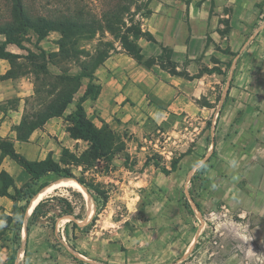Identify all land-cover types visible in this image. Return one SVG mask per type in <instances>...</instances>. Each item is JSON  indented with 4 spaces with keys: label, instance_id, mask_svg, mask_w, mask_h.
Listing matches in <instances>:
<instances>
[{
    "label": "rangeland",
    "instance_id": "1",
    "mask_svg": "<svg viewBox=\"0 0 264 264\" xmlns=\"http://www.w3.org/2000/svg\"><path fill=\"white\" fill-rule=\"evenodd\" d=\"M166 1L171 19L160 21L156 28L170 38H157L151 32V15L164 0H22L31 18L90 23L117 14L126 25L118 26L122 34L140 22L143 32L154 39L145 36L137 42L147 68L157 66L191 79L216 70L219 82L207 88L198 104L214 107L221 102L215 115L214 110H206L197 116L167 115L158 122L150 110L125 122L107 112L102 118L89 100L88 117L98 128L109 120L126 138V151L109 168L102 163L88 170L72 168L77 188L54 186L60 178L47 177L51 185L32 201L59 189L60 196L79 205V198L66 189L82 193L85 207L76 209V215L83 217L76 220L82 228L72 225L73 217H63L53 230L44 219L32 227L28 241L26 230L21 241H15V221L2 219L0 237L8 251L0 264H264V0ZM203 2L206 21L199 16ZM185 6L190 17L182 23L176 10ZM12 7L11 0H0V25L11 21ZM131 18L134 22L128 21ZM60 38L53 32L36 45L30 34L25 47L33 56L17 50L21 58L14 62L12 73L28 78L35 89L28 101V122L64 94H74L67 112L75 110L90 81L62 77L92 74L95 91L101 86L96 79L98 63L112 52L129 56L121 39L105 27L81 33L62 51ZM148 98L150 104L164 108ZM124 104L122 113L133 115L135 102L127 98ZM67 135L64 147L81 155L87 144ZM57 151L53 159L60 161ZM126 154L130 169L124 163ZM153 155L168 170L183 158L175 172L165 174L154 166L145 167ZM79 179L108 195L106 209L94 225L97 206ZM89 200L94 210L86 222ZM4 214L15 217L12 212ZM27 221L28 214L24 225Z\"/></svg>",
    "mask_w": 264,
    "mask_h": 264
},
{
    "label": "trees",
    "instance_id": "2",
    "mask_svg": "<svg viewBox=\"0 0 264 264\" xmlns=\"http://www.w3.org/2000/svg\"><path fill=\"white\" fill-rule=\"evenodd\" d=\"M13 7L11 13V21L4 25H0V37L4 38V41L0 43V58L8 60L12 66L8 76H14L12 73L13 64L15 61L21 58L20 55L14 54L7 50L8 45H14L20 50H28L29 55L33 56L31 50L26 49L25 42H28L30 34L36 37V45L45 40L51 33H60L61 38L59 40V46L61 51L66 48L69 43L75 41V39L83 32H88L91 29H100L105 27L108 31L120 38L127 54L136 60L140 65L148 67L149 64L145 63L141 49L137 42L145 36L150 37V41H154L153 36L148 32H143L141 23H137L131 28L127 29L125 34H122L118 26H126L122 18L117 14L108 16L104 22L93 21L90 23L79 22L69 18L60 19H47L44 17L31 18L24 9L22 0H11ZM206 1V0H204ZM129 22H134V19H129ZM132 38V39H131ZM71 45V44H70ZM43 58H47L48 55L43 49H40ZM102 59L99 65L108 58ZM216 72V70L211 73ZM172 75L183 76L176 72H172ZM15 77V76H14ZM88 78L90 83L87 87L85 94L79 99L78 104L73 112L68 115L66 110L68 106L73 102V93L64 94L60 99L53 102L42 113H38L35 117H32L33 121L28 122L25 118L18 128L20 130V139L27 141L28 136L34 130L45 124L48 120L56 117H63L69 124L67 132L73 140L83 141L87 144V148L81 155L77 156L72 153L69 148H63L60 161L54 160L49 156L46 160L40 162H31L22 156L14 148L12 141L4 139L0 136V152L5 157H9L12 161L22 167L29 175V180L20 188L15 184L14 178L6 171H0V196L7 197L14 203L12 214L15 217H10L4 214L3 220H14L13 231L15 232V241H21L23 236V228L26 221L27 210L31 200L36 197L42 190L51 185L50 180L46 178L53 176L55 178H69L73 179L72 168L82 167L83 170H88L96 167L98 164H105L106 168H109L115 160L116 156L126 151V138H124L118 131L114 130L108 123L102 122L103 126L98 128L94 122L88 117L84 107V102L87 100L95 101L100 92L101 87H97L94 91L93 81L94 76L92 74L78 75L74 77L66 76L61 80H72ZM184 77V76H183ZM210 126L211 123L209 122ZM183 155L179 161L172 163L171 170H168L166 166H161L160 161L153 155L148 157L145 162V167L154 166L160 169L161 172L169 174L177 170ZM124 163L126 168L130 169L132 164L130 162V155L126 154ZM134 169V167H132ZM131 169V170H133ZM79 183L85 186L88 192L92 195L97 209L96 215L93 217L91 224L94 225L97 217L106 209L108 203V195L101 191H96L90 185H88L85 179L80 180ZM72 192L79 198L80 204L69 199V197L60 196L59 189H55L54 193L50 194L46 198L40 200V202L34 208L31 216L28 218L26 225L27 241L32 227L37 226L44 219L48 221L51 229L55 230L58 219L63 217H73L72 225L76 229L80 227L76 220H82L81 215H76V209L80 206L82 209L85 207V199L80 192L73 191L72 188L66 189ZM199 209V204L195 203ZM200 210V209H199ZM52 214V215H51ZM87 232V231H85ZM1 238V237H0ZM197 248L195 245L194 250ZM26 254V249H25Z\"/></svg>",
    "mask_w": 264,
    "mask_h": 264
},
{
    "label": "crops",
    "instance_id": "3",
    "mask_svg": "<svg viewBox=\"0 0 264 264\" xmlns=\"http://www.w3.org/2000/svg\"><path fill=\"white\" fill-rule=\"evenodd\" d=\"M166 2L170 1L164 0V2L158 3L151 15V32L157 38L171 37L160 33L159 29L156 28L157 23L160 21H169L171 19L170 14L172 13H169L171 9L168 8L169 4ZM205 7H207V3L203 2L200 9L203 15L199 16L206 21ZM184 8L179 11L176 10V12L180 13L179 19H181L182 23H184V18L188 20L190 17L188 6ZM191 16L195 18L196 14L193 13ZM166 30L169 34L170 31L167 26ZM184 32L185 30L182 29L181 38L185 36ZM3 41L4 38L0 37V43ZM7 50L19 55L17 50L20 49L14 45H8ZM11 69L10 62L0 58V136L12 141L16 151L31 162L44 161L49 156L55 158L58 154L57 150L62 154L65 146L63 140L67 141L68 139L67 122L63 117L52 118L30 133L27 141H22L18 128L26 118L28 101L35 95V89L28 78L8 76ZM216 76H218L216 72L204 74L193 79L172 75L157 66L147 68L140 65L122 51L112 52L100 65L96 73V79L101 85V92L93 103L95 109L102 114V118H105L104 114L107 112L110 115L123 117L125 122L136 116H145L150 110L158 122L166 120L167 115L197 116L204 114L206 110H214L212 115H215L221 100L214 107L202 106L198 104V100L206 96L208 87H212L213 84L216 87L215 84L219 82ZM254 84H259V82H252V85ZM261 85H264V83ZM229 91L230 87L227 91L228 94ZM149 96L159 104H162L164 108L155 106L153 103L150 104ZM127 98L135 102V106H131L134 109L132 110L133 115L122 113L126 111L127 104H124V101ZM88 101L84 102L85 110ZM71 104L73 105V103ZM66 114H69L67 110ZM104 122L109 124L110 121ZM73 141L77 142V140ZM52 151L55 153L53 154ZM2 170L8 172L14 178L18 188L23 186L30 178L22 167L0 152V171ZM13 208L14 203L10 199L0 196V227L2 224L1 215L12 212ZM23 229L26 230V225H24ZM75 236L78 235L76 234ZM7 251L8 249L3 246L0 238V257H5Z\"/></svg>",
    "mask_w": 264,
    "mask_h": 264
},
{
    "label": "bare ground",
    "instance_id": "4",
    "mask_svg": "<svg viewBox=\"0 0 264 264\" xmlns=\"http://www.w3.org/2000/svg\"><path fill=\"white\" fill-rule=\"evenodd\" d=\"M53 185L54 186H60V187H75L76 186V188H77V185L78 184H76V182L74 180H72V179H69V178H60V180H58L57 182H55ZM81 190H82V192H86L84 190V188H82ZM39 201H40V198L38 197V198H35L32 202H30V206L28 207V210H27L28 218L30 217V215H31L34 207H36V205L38 204ZM87 206H88V210H89V217L86 220V222H90V220L92 218V214L90 213L91 212V209H92V201L91 200L88 201ZM92 210H94V209H92Z\"/></svg>",
    "mask_w": 264,
    "mask_h": 264
},
{
    "label": "water",
    "instance_id": "5",
    "mask_svg": "<svg viewBox=\"0 0 264 264\" xmlns=\"http://www.w3.org/2000/svg\"><path fill=\"white\" fill-rule=\"evenodd\" d=\"M41 200H42V199H41ZM39 202H40V201H39ZM39 202H38V203H39ZM29 206H30V204H29ZM34 208H35V207H34ZM33 210H34V209H33ZM32 212H33V211H32ZM31 214H32V213H31ZM30 216H31V215H30ZM26 217H27V216H26Z\"/></svg>",
    "mask_w": 264,
    "mask_h": 264
}]
</instances>
